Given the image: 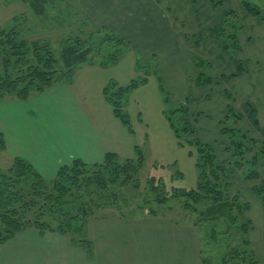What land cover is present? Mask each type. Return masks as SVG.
Wrapping results in <instances>:
<instances>
[{"label": "crops", "instance_id": "obj_1", "mask_svg": "<svg viewBox=\"0 0 264 264\" xmlns=\"http://www.w3.org/2000/svg\"><path fill=\"white\" fill-rule=\"evenodd\" d=\"M78 4L93 26L111 28L128 42L130 52L125 58L124 81H119L121 74H116L121 73V69L116 67L119 63L107 69L84 66L74 74L71 83H58L23 101H0V135L4 141L0 157L10 163L14 158H21L49 181L58 168L69 165L73 160L87 165L98 164L108 152L121 160L132 159L134 147L143 145L151 149L156 163L171 166L178 162L176 158L179 156L181 170L187 159V168L192 167L195 171L194 159L188 156L187 149L178 147L165 120V105L158 89L155 88V94L150 91L148 80L130 95L131 98L141 88L145 94L136 98L134 107L129 108L134 116L132 134L114 117L102 90L110 80L123 86L125 80L135 75V58L140 57L145 61L155 60L154 72L158 73L162 89L170 97L179 96L181 100V96L198 92L194 87V77L201 71L196 62L216 63L220 67L219 72L225 70L223 66L229 61L221 60L222 54H226L215 35L209 34L204 45L199 47H196L195 40L188 38L201 41L206 29L219 27L223 13L230 10L213 7L208 0H78ZM244 26L246 33L239 39L247 45L253 34L248 22H244ZM261 52L264 55L262 45ZM239 59L240 56L237 61ZM119 67L123 66L120 64ZM234 68L232 65L231 69ZM199 89H202L200 94L206 92V97L214 85L211 83ZM224 92L232 102V94L224 87L219 94L222 95V103L232 106ZM227 112L228 107H224L216 114L215 127L219 132V122ZM189 113L193 115L190 110ZM248 118L252 127L253 118ZM135 127H139L138 132ZM201 129L211 130L208 125H202ZM256 135L255 138L247 136L259 138V134ZM224 137L220 138L223 139L220 147L228 144V138ZM193 173L196 177V171ZM193 184H196V178ZM153 219H159L156 221L159 223L157 231L164 232L167 238L162 246H158L154 239H139L141 235L137 226L129 225L130 220L113 215L87 224L92 258H88L67 235L57 232L40 234L31 228L0 244V264H201V232L198 227L187 226L185 222L181 225L166 217H152L150 220ZM259 226L255 236L253 229L250 230L248 240L255 264H264V224Z\"/></svg>", "mask_w": 264, "mask_h": 264}, {"label": "trees", "instance_id": "obj_2", "mask_svg": "<svg viewBox=\"0 0 264 264\" xmlns=\"http://www.w3.org/2000/svg\"><path fill=\"white\" fill-rule=\"evenodd\" d=\"M21 1L31 7L36 15H41L47 8L53 7L58 0ZM208 1L213 7L219 5L215 0ZM240 2L248 15L264 21V14L249 0H240ZM77 5L82 13L79 4ZM233 16L232 12L225 13L224 18L230 17V19L223 23L229 24ZM93 27L95 31L86 34L85 38L75 36L66 39L62 43L59 56L54 53L49 44L27 41L16 28L1 29L0 101L5 99L23 101L58 83H71L75 71L80 66L93 64L91 63L93 61L92 40L99 35H103V43H108L110 48H114L109 59L100 66L107 68L115 65L123 55L130 52L128 42L113 29ZM225 28L226 26L223 25L215 31L220 39L226 31ZM92 36H94L93 39ZM227 37L232 38L233 44L231 46L230 43L221 41L224 52H230V46L234 49L236 45L235 34ZM204 64L210 65L203 60L196 62L197 66ZM136 68L137 63H135V70L142 69ZM152 72L154 73V70ZM144 74L143 77L137 76L123 86L110 80L102 90V96L111 106L114 117L129 134H132L133 130L125 107L132 92L147 83L149 74L148 72ZM195 82L196 85L204 86L211 80L203 76L197 78ZM159 89L164 95L163 103L166 106L169 102L167 94L161 85ZM185 102L176 108L167 110L165 108L163 111L178 147H190L188 156L194 159L196 171L195 188L176 194V197L184 199V208L196 214L198 219L193 224L201 231H203L200 227L201 222H219L224 219L236 226V245L231 246L228 254L220 258V264H255L248 240L252 225L245 217L249 206L239 201L237 193L232 194V174L229 168L217 164L216 154L211 145L195 137L186 139V135L189 134L186 130L187 122L180 120V117L188 115ZM249 109V117H252V108ZM231 115L237 120L240 118L236 113ZM226 117L228 118V115ZM220 122V134L228 138L229 148L226 151L233 159L232 168L242 171L243 165L246 164L244 181L260 180L256 166L260 161L264 168V143L249 138L236 129L225 127L222 125L225 122L224 119ZM3 150L4 141L0 135V151ZM248 155L252 156L247 161L249 163L244 162V157ZM143 165L142 150L136 146L132 159L121 160L116 154L108 152L98 164L87 165L82 161L73 160L69 165L58 168L54 178L46 181L28 162L21 158H14L8 169L0 170V244L12 239L18 233L33 228L40 234L57 232L67 235L74 244L84 250L88 258H92V244L87 234V224L90 221L88 219L93 214L92 208L103 207L106 203L115 204L117 195L112 191L113 188L115 190L118 186L130 183ZM171 167L175 168V164ZM174 172L178 178L183 177L180 170L176 169ZM250 189L257 196L264 194V187L261 184H254ZM84 194L90 195L87 204L80 200ZM261 199L263 203L264 197ZM76 201H80V206L74 204ZM157 201L159 204H164L167 198H159ZM73 206L77 209L73 210ZM71 211H75L76 215L72 216ZM200 262L210 264L204 257Z\"/></svg>", "mask_w": 264, "mask_h": 264}, {"label": "rangeland", "instance_id": "obj_3", "mask_svg": "<svg viewBox=\"0 0 264 264\" xmlns=\"http://www.w3.org/2000/svg\"><path fill=\"white\" fill-rule=\"evenodd\" d=\"M249 1L264 14V0ZM215 2L219 3L217 8L224 9V7H226V9L230 10H226V12L223 13L221 25L216 28H207L206 34H204L201 41H198V38L188 39L195 40L196 47H199L200 45L203 46L207 41V36L209 34H213L220 39L217 35L218 33L216 34L215 31L223 25L226 26L224 34L221 36L219 35L221 37L220 41L230 43L232 46L233 40L227 36L231 34L236 35L235 48L233 49L230 46V52H224L226 56L222 54L223 57H221V60L224 58V60L229 61V63L223 66L225 70H221L219 72L217 71L220 70V67H218V64L216 63H212L211 65V63L207 62L210 65H196L201 73L194 77V85L197 78H202L203 76L207 77L209 75L211 76V82L207 85L213 83L214 89L208 90L209 92H207V96L205 97L206 92L202 94L199 93V91L202 90L199 88L203 86L193 85L199 91H196L193 95H189L188 93L181 96V100L178 98L179 96H174L172 98L169 94H167L166 97L169 99V102L164 107L166 110L176 108L179 104L186 101L185 103L187 104L188 112L190 110L193 113V115L189 113L187 116L180 117L181 121L187 122L186 130L189 134L188 136L186 135V139H192L195 137L202 142L205 141L204 143L208 142L207 144L209 145L213 143L211 147L216 154L217 164L229 168V172L232 174V194L237 193L239 201L242 204H247L249 206L245 213V217L250 220L252 225L251 229H253L252 234L255 236V234L259 231V224H264V202L262 203L261 199L264 197V194L262 196H257L250 188L254 184H261V186L264 187V168L259 161L256 166V171L259 174L260 180L254 182L244 181V171L247 170V165L243 163L244 168L242 171L232 168L231 163L233 159L226 151L227 148H229V144L226 143L223 147H220L222 144L221 142L223 141V139L220 138H223L224 136L220 134L218 127L215 126L217 124L216 114L220 113L224 107H228V112L226 113L228 118L226 116L223 118L225 122L222 123V125L238 131L241 130L242 134H247L254 138L256 134H259V138L256 139L260 140L261 143H264V55L261 52V45L264 47V21H260L258 18L248 15L243 9L240 0H215ZM77 4L78 2H76V0H58L53 7L47 8L43 14L36 15L31 7L23 3L21 0H0V30L16 28L19 30L22 37L27 41H37L49 44L54 50V53L59 56L62 43L66 39L75 36H82L85 38L86 34L95 31V28L90 24V22L85 20L86 17L79 11ZM242 10H244L245 12H243L247 15H244ZM228 12L234 13L235 17L233 16V19L230 20L229 24L228 22L227 24H224V21H228L230 19V17L224 18V14ZM244 22H248L250 32L253 34L251 40L247 41V45H243L242 39H239L244 33H246ZM249 29L247 30L249 31ZM248 31L246 36L248 35ZM93 38L94 36H92V39ZM92 41L93 61H91V63L93 62V64L80 66L75 71V74L84 66H98L102 69L110 67L104 68L100 65L105 64L110 55L114 52V48H110L108 43H103V35L95 37ZM238 42L240 43L238 44ZM126 56H128V53L123 55V57L118 61L119 64L117 63L118 65L116 66L121 69V73H116L117 75L121 74L120 77L118 76L120 79L119 81H124L126 76V71L124 69ZM239 56L240 59L237 61ZM135 59V63H137L136 69H138V67H141L142 69L135 70L134 65L135 75L131 79L125 80L126 82L122 85L128 84L132 79L137 78V76L143 77V75H145L144 73L148 72L147 87L149 86L150 91L153 90V92L155 91V88L158 89V94L160 95L163 103L164 95L159 89V85L162 87L161 80L159 79L158 73L152 72L154 70L155 60L145 61L140 57ZM120 64L123 67H119ZM232 65L235 66L234 69H231ZM215 73L216 75L212 77ZM224 87H226L232 94L231 102L229 100L230 96L224 92L226 99H228L231 104L233 103L232 106H224L221 101L223 100L222 95L219 94L222 93V88ZM141 89L133 93L125 107V111L132 124L134 116L129 111V108L134 107L136 98L145 95L142 93ZM249 108H252L253 111L252 127L249 125L251 124L248 118V116H250ZM235 113L240 116L238 120L233 118L231 115ZM234 124L236 126H233ZM202 125H208L211 130H202ZM135 129L137 132L139 131V127H135ZM224 138H226V136ZM138 139L139 138L137 136V144L140 142ZM139 148L142 150L144 157L143 168L139 170L137 176L132 178L130 183L118 186L115 190L113 188L112 191L117 195L115 204L106 203L103 207H91L93 214L88 220L92 223L95 222L92 220H97V218L101 217L113 215L123 217L126 220H130L129 225L133 224L138 227V232L141 235L139 236V239H154L157 241L158 246H162L163 241L167 238L164 232L157 231L159 230L157 226L159 223L156 221L159 219L150 220L152 217L171 218L180 222L181 225L187 224V226L192 227H194L193 223H195L196 219H198L196 214L191 213L184 208L183 203H185V200L176 197V194L195 188L196 184H193L196 178L195 173H193L195 171H193L192 167L187 168L189 165V161L187 159H185L183 170H181L182 166H178L180 164L179 156L176 158L178 162H176L177 166H175V168H172L170 165L162 166L155 162L156 158H154V154L148 146L140 145ZM183 148L187 149V151L191 150L188 146H184ZM218 150H220V152ZM180 153L183 154V151H180ZM251 157L252 156L249 155L245 156L244 162L249 161ZM10 165L11 163L9 161L0 157V170L8 169ZM176 169L181 170L183 174L182 178H178L175 175L174 171ZM135 178L136 181H134ZM163 197L167 198L166 203L159 204L157 199ZM88 198H90V195L84 194L80 200L82 203L85 202V204H87ZM74 204L80 206V201H76ZM73 207V210L77 209L76 206ZM71 213L72 216L76 215L75 211H71ZM200 227L203 230H200L201 258L204 257L210 264H220V258L228 254L231 246L236 245V226L233 224L231 225L229 220L223 219L219 222H201ZM151 257L152 254L150 258Z\"/></svg>", "mask_w": 264, "mask_h": 264}]
</instances>
